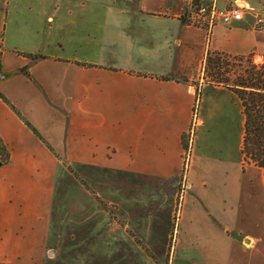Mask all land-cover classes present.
Returning <instances> with one entry per match:
<instances>
[{
    "label": "crops",
    "instance_id": "obj_1",
    "mask_svg": "<svg viewBox=\"0 0 264 264\" xmlns=\"http://www.w3.org/2000/svg\"><path fill=\"white\" fill-rule=\"evenodd\" d=\"M212 1L242 17L207 31L183 0H0V263L264 264L241 102L202 76L208 51L264 61V0Z\"/></svg>",
    "mask_w": 264,
    "mask_h": 264
},
{
    "label": "trees",
    "instance_id": "obj_2",
    "mask_svg": "<svg viewBox=\"0 0 264 264\" xmlns=\"http://www.w3.org/2000/svg\"><path fill=\"white\" fill-rule=\"evenodd\" d=\"M30 57L36 59L41 55ZM203 74L208 81L228 88L239 98L244 115L241 143L243 162L257 165L264 176V61L260 64L253 62L251 54L232 56L208 51L204 58ZM198 99L199 93H196ZM183 137L182 146L186 148ZM0 156L7 158L1 142Z\"/></svg>",
    "mask_w": 264,
    "mask_h": 264
},
{
    "label": "built area",
    "instance_id": "obj_3",
    "mask_svg": "<svg viewBox=\"0 0 264 264\" xmlns=\"http://www.w3.org/2000/svg\"><path fill=\"white\" fill-rule=\"evenodd\" d=\"M241 17L242 10L239 5L230 4L223 9H217L212 0H183V8L180 13V18L185 21V23L204 28L207 31H210L218 22L229 24L232 20H237ZM258 25L264 27V16L258 19ZM197 104L198 100H195L192 124L189 130L191 136L196 123ZM191 139L192 137L189 140L190 142ZM182 156L184 163L183 167L186 168L189 161V150H185L184 148Z\"/></svg>",
    "mask_w": 264,
    "mask_h": 264
},
{
    "label": "rangeland",
    "instance_id": "obj_4",
    "mask_svg": "<svg viewBox=\"0 0 264 264\" xmlns=\"http://www.w3.org/2000/svg\"><path fill=\"white\" fill-rule=\"evenodd\" d=\"M258 64H260V63H258ZM202 76H203V80H207L206 78H204V74ZM194 88H195V90H197L196 93H199V97H200V93L201 92L199 91V86L195 85ZM191 137L193 138L194 136H193V132H192V136L190 135V131L187 134H185L184 137H183V143L186 145L185 146L186 147L185 150H190V145H189L190 141L189 140H190ZM189 153H190V151H189ZM64 164L66 165L67 163H64ZM69 166L70 167L68 169H71V170H77L78 168L82 169V167L81 166L79 167L77 163H71ZM187 169H188V167L184 168L183 176L181 177V180H180V183H179V191L180 192H181V189L186 184V179H185L184 175H186Z\"/></svg>",
    "mask_w": 264,
    "mask_h": 264
}]
</instances>
